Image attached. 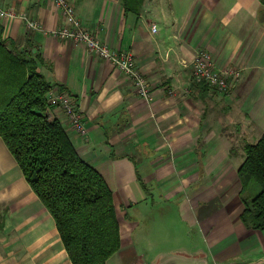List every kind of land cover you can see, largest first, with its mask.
I'll return each instance as SVG.
<instances>
[{
  "label": "crops",
  "instance_id": "crops-1",
  "mask_svg": "<svg viewBox=\"0 0 264 264\" xmlns=\"http://www.w3.org/2000/svg\"><path fill=\"white\" fill-rule=\"evenodd\" d=\"M70 1L97 39L133 53L147 99L112 62L50 33L63 22L52 0H0L40 26L0 17V36L30 44L49 91L70 94L82 112L83 134L60 106L47 110L112 192L120 247L105 264H143L145 244L157 247L160 261L179 255L204 264H264V228L241 221L237 175L243 144L264 132L260 2L141 0L134 12L122 0ZM201 49L215 68L239 71L226 91L191 79L184 63ZM0 264H72L53 217L1 137Z\"/></svg>",
  "mask_w": 264,
  "mask_h": 264
},
{
  "label": "trees",
  "instance_id": "trees-1",
  "mask_svg": "<svg viewBox=\"0 0 264 264\" xmlns=\"http://www.w3.org/2000/svg\"><path fill=\"white\" fill-rule=\"evenodd\" d=\"M258 1L259 21L264 22V0ZM122 2L126 10L137 12L141 0ZM31 49L0 36V137L53 217L71 263L105 264L120 247L112 192L76 152L59 120L49 118L51 84L38 71V53ZM242 150L237 168L240 219L247 227L263 229L264 132Z\"/></svg>",
  "mask_w": 264,
  "mask_h": 264
},
{
  "label": "built area",
  "instance_id": "built-area-1",
  "mask_svg": "<svg viewBox=\"0 0 264 264\" xmlns=\"http://www.w3.org/2000/svg\"><path fill=\"white\" fill-rule=\"evenodd\" d=\"M63 17V22L58 27L50 30V33L62 39L82 43L85 47L98 56L112 62L118 69L131 80L135 92L141 98L147 99L150 95L147 79L139 70L133 53L129 50H116L96 38L78 19L73 3L70 0H52ZM0 17H19L32 29H39L36 20L29 19L26 13L18 12L13 7L0 5ZM156 29L155 24L151 30ZM190 77L194 83L204 84L207 88L224 92L228 89L231 78L237 77V69H217L213 65L211 53L208 50H198L189 64ZM49 105L60 106L68 118L69 123L81 134L86 129L84 119L74 98L64 91H49L47 93Z\"/></svg>",
  "mask_w": 264,
  "mask_h": 264
},
{
  "label": "rangeland",
  "instance_id": "rangeland-1",
  "mask_svg": "<svg viewBox=\"0 0 264 264\" xmlns=\"http://www.w3.org/2000/svg\"><path fill=\"white\" fill-rule=\"evenodd\" d=\"M258 187V186H257ZM160 211H156V215L159 217L160 216ZM162 212V211H161ZM122 217V216H121ZM139 219V223L141 222V226H140V229H144V230H147L145 227H144V224L142 223V216H139L138 217ZM145 234H147V232H145ZM146 242V240H144ZM153 245H154V242H153ZM145 246V255L141 256V259L143 261V264H158L159 261L161 260L162 256H159V255H156V249L157 247L156 246H152V247H149V245L147 246V244L144 245ZM116 253H114L109 259V263H111V261L113 260V257H115Z\"/></svg>",
  "mask_w": 264,
  "mask_h": 264
},
{
  "label": "water",
  "instance_id": "water-1",
  "mask_svg": "<svg viewBox=\"0 0 264 264\" xmlns=\"http://www.w3.org/2000/svg\"><path fill=\"white\" fill-rule=\"evenodd\" d=\"M158 264H204V262L201 259L171 255L166 259L159 261Z\"/></svg>",
  "mask_w": 264,
  "mask_h": 264
}]
</instances>
